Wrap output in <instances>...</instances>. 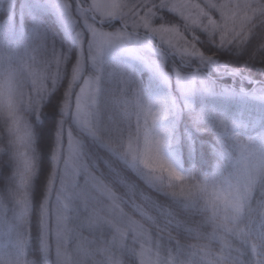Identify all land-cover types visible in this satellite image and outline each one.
<instances>
[{
    "label": "snow or ice",
    "instance_id": "6c2138e0",
    "mask_svg": "<svg viewBox=\"0 0 264 264\" xmlns=\"http://www.w3.org/2000/svg\"><path fill=\"white\" fill-rule=\"evenodd\" d=\"M0 264H264V0H0Z\"/></svg>",
    "mask_w": 264,
    "mask_h": 264
},
{
    "label": "trees",
    "instance_id": "16d2710c",
    "mask_svg": "<svg viewBox=\"0 0 264 264\" xmlns=\"http://www.w3.org/2000/svg\"><path fill=\"white\" fill-rule=\"evenodd\" d=\"M125 211H131L130 209H128V208H125Z\"/></svg>",
    "mask_w": 264,
    "mask_h": 264
}]
</instances>
